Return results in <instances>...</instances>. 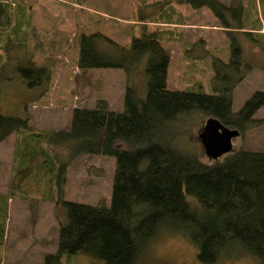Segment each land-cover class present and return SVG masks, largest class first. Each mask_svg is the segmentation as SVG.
I'll return each mask as SVG.
<instances>
[{"label":"rangeland","instance_id":"1","mask_svg":"<svg viewBox=\"0 0 264 264\" xmlns=\"http://www.w3.org/2000/svg\"><path fill=\"white\" fill-rule=\"evenodd\" d=\"M220 1L232 3V9L225 14L226 26L211 9L194 10L178 0H0L12 18L20 17L24 22L29 19L26 42L18 39L23 32L0 35V114L27 117L32 132H43L66 130L73 108H91L99 100L106 101L109 109L121 112L126 85L134 86L139 97L144 96L146 56L136 57L129 75L120 69L79 70L77 40L81 35L98 33L128 47L132 38L152 31L162 34L161 45L169 55L167 89L215 94L224 84L221 78L231 82L244 75L233 91V110L237 111L252 93L264 92V0ZM97 45L100 51L117 55L116 47L106 42ZM30 61L46 69L47 87L29 89L18 76L17 66ZM235 61L236 67L232 65ZM253 118L256 124L234 137L230 150L218 158L207 157L198 141V134L209 119L201 111L172 123L161 141L213 165L240 149L264 152V108ZM25 136L26 142L20 145L16 158L15 134L0 144V195L10 194L12 201H8L5 212L0 200V222L5 221L0 264H42L45 254L55 252L62 214L51 201L54 190L51 194L52 185L46 186L40 158L37 152L31 153L30 146H49L53 153L50 164L63 161L67 167L61 200L89 205L110 202L114 157L76 156L74 148L60 146L58 140L31 141ZM116 146L127 147L124 143ZM62 264L102 262L77 254L64 256ZM135 264L201 263L196 259V249L185 239L159 232ZM216 264L258 262L245 257Z\"/></svg>","mask_w":264,"mask_h":264},{"label":"trees","instance_id":"2","mask_svg":"<svg viewBox=\"0 0 264 264\" xmlns=\"http://www.w3.org/2000/svg\"><path fill=\"white\" fill-rule=\"evenodd\" d=\"M178 1L194 10L211 9L224 26L225 14L232 9V3L227 5L220 0ZM18 18H12L0 4V23L4 22L0 35L23 32L17 36L19 41L26 42L29 19L24 22ZM161 35L152 31L132 38L128 47L98 33L78 38L79 70L120 69L129 75L136 57L146 56L144 96L139 97L134 86L126 85L121 112L109 109L106 101L99 100L91 108H73L66 130L43 132H32L27 117L0 114V144L15 134V158L27 135L31 141L58 140L60 146L74 148L76 156L115 159L109 204L89 205L61 200L67 167L63 161L50 164L53 153L49 146H30L31 153L37 152L40 158L46 186L52 185L51 194L54 190L51 201L62 214L55 252L45 254L42 264H62L64 256L77 254L102 264H135L159 232L189 242L201 264L235 262L245 257L264 264V152L240 149L207 165L161 141L172 123L195 111L243 133L256 124L253 117L264 108V92L252 93L234 111L233 91L244 75L231 82L221 78L224 84L215 94L167 89L169 55L161 45ZM105 42L117 48L116 56L99 50L97 44ZM237 64L232 63L234 67ZM16 69L29 89L47 87L49 78L44 67L30 61ZM117 143L127 147H117ZM9 198L10 194L0 196L5 212ZM4 224V220L0 222L1 245Z\"/></svg>","mask_w":264,"mask_h":264},{"label":"water","instance_id":"3","mask_svg":"<svg viewBox=\"0 0 264 264\" xmlns=\"http://www.w3.org/2000/svg\"><path fill=\"white\" fill-rule=\"evenodd\" d=\"M237 130H230L215 118H209L198 134L204 154L209 158H218L231 148V140L237 137Z\"/></svg>","mask_w":264,"mask_h":264},{"label":"crops","instance_id":"4","mask_svg":"<svg viewBox=\"0 0 264 264\" xmlns=\"http://www.w3.org/2000/svg\"><path fill=\"white\" fill-rule=\"evenodd\" d=\"M0 196H1V195H0ZM9 200H10V199H9ZM9 200H8V201H9ZM10 201H11V200H10ZM11 203H12V201H11ZM8 205H9V203H8Z\"/></svg>","mask_w":264,"mask_h":264}]
</instances>
